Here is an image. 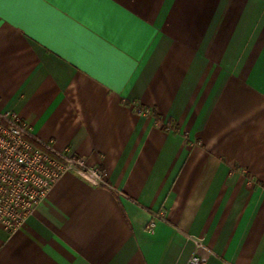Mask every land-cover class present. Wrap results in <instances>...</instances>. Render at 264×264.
<instances>
[{"label":"crops","instance_id":"obj_1","mask_svg":"<svg viewBox=\"0 0 264 264\" xmlns=\"http://www.w3.org/2000/svg\"><path fill=\"white\" fill-rule=\"evenodd\" d=\"M4 12L0 110L107 186L64 174L0 264H264V0Z\"/></svg>","mask_w":264,"mask_h":264},{"label":"built area","instance_id":"obj_2","mask_svg":"<svg viewBox=\"0 0 264 264\" xmlns=\"http://www.w3.org/2000/svg\"><path fill=\"white\" fill-rule=\"evenodd\" d=\"M66 173H73L96 186H107L98 167L82 157L57 150L39 139L19 113L0 110V224L14 232L21 229L53 185ZM154 220L150 227H154ZM187 264H203L198 250Z\"/></svg>","mask_w":264,"mask_h":264},{"label":"snow or ice","instance_id":"obj_3","mask_svg":"<svg viewBox=\"0 0 264 264\" xmlns=\"http://www.w3.org/2000/svg\"><path fill=\"white\" fill-rule=\"evenodd\" d=\"M37 2V0H0V19L4 18L5 12V6L6 5H28Z\"/></svg>","mask_w":264,"mask_h":264}]
</instances>
